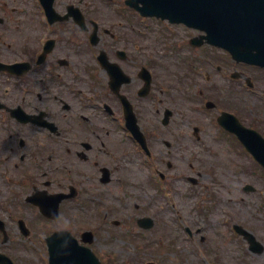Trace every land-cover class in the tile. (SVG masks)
<instances>
[{"label":"flooded vegetation","instance_id":"1","mask_svg":"<svg viewBox=\"0 0 264 264\" xmlns=\"http://www.w3.org/2000/svg\"><path fill=\"white\" fill-rule=\"evenodd\" d=\"M137 16L93 0H0V264H49L53 239L59 264H73L69 238L101 264L120 245V264L263 252L264 168L217 117L263 139L264 123L198 81L218 61L240 88L241 64ZM152 237L171 250L145 256Z\"/></svg>","mask_w":264,"mask_h":264},{"label":"water","instance_id":"2","mask_svg":"<svg viewBox=\"0 0 264 264\" xmlns=\"http://www.w3.org/2000/svg\"><path fill=\"white\" fill-rule=\"evenodd\" d=\"M146 15L204 29L233 57L264 66V0H129Z\"/></svg>","mask_w":264,"mask_h":264},{"label":"rangeland","instance_id":"3","mask_svg":"<svg viewBox=\"0 0 264 264\" xmlns=\"http://www.w3.org/2000/svg\"><path fill=\"white\" fill-rule=\"evenodd\" d=\"M93 3L96 7H102V8L114 7V6H123V0H112V1H109V0H93ZM138 21H139V19H138ZM149 22L151 23L152 29L155 31L157 29L161 28V26L162 27L164 26V24L161 25L160 22H156L155 20H149ZM145 29H147V28H145ZM171 29L176 34H183V35L185 34L186 39H188L187 36L190 37L191 35H193V32L188 31V30L183 31V29L181 27H171ZM212 52H213L212 56L215 59L225 58V56H226L224 53L220 54L217 50H213ZM186 53H189V51H186ZM204 53H205L204 54L205 57L207 54L210 55L209 50L207 51V53L206 52H204ZM215 65L216 64L213 63L212 67ZM205 68H207V67H205ZM176 69H177V72H179L181 70V68L179 66H177ZM238 70L241 71L245 77H246V75L251 77V80H252L253 85H254L255 93L249 92L247 89L242 90L236 85L228 86L227 83L224 81V79L221 80L218 73L215 74L214 73L215 70L212 69V73H211L212 78H210L207 81L208 82L207 84H208L209 89L211 91L209 94L210 95L214 94L215 98L217 96V100H220L221 102H223L226 105H228L229 102H232L234 105L238 104L237 107L241 108L244 111V113L246 114V116H248L249 119L257 118L264 123V71L261 69H257V68L249 69L247 66H244L243 64L238 67ZM198 81L200 83H202V85L205 87L204 74H201V76L198 77ZM215 85L217 87H214ZM242 91H244V92H242ZM220 93H221V96H220L221 99H219V97H218L220 95ZM247 93H249V94H247ZM195 104L196 103L194 102L193 106ZM191 114H192V120L197 119V117H196L197 112L193 111V112H191ZM260 125H262V124H260ZM259 223L261 226L260 231L264 233V217L259 221ZM155 231L161 232V231L156 230V229H155ZM145 238H147V237H145ZM150 241H151L150 245L144 248V250H147L146 255H145L147 257H150V258L153 257V255H150L151 251L157 253V251H155V250H171L169 245H166L163 248L165 241L161 247L157 246V244H156L157 240L154 239L153 237L150 238ZM116 242L120 243L119 240H116ZM166 242H169V240H167ZM180 243L181 242L178 239V246L176 247V249H172V250H176L178 253L177 256L178 257L180 256L183 258L184 255L187 254V250H184L183 245H180ZM120 246H119L120 250H110L112 253L113 264H120L119 262H120V258H121V254H122V250H121ZM239 255L241 257L240 264H264V250L259 255H253V254L249 253L247 250H240L237 253V256H239ZM179 261H180V259L177 260L178 263H179ZM234 264H237V263H234Z\"/></svg>","mask_w":264,"mask_h":264}]
</instances>
